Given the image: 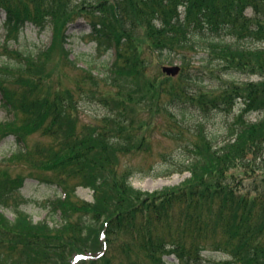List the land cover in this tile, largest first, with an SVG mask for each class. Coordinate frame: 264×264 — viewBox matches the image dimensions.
<instances>
[{
    "label": "trees",
    "instance_id": "16d2710c",
    "mask_svg": "<svg viewBox=\"0 0 264 264\" xmlns=\"http://www.w3.org/2000/svg\"><path fill=\"white\" fill-rule=\"evenodd\" d=\"M77 1L0 0L6 40L16 39L27 23L41 31L50 28L52 33L50 44L35 55L4 47L10 54L14 51L15 62L0 66L2 100L22 120L19 125L0 123V138L15 134L24 140L41 132L50 139L48 144L12 154L7 161L10 166L39 158L34 167L58 171L62 177L54 182L64 192L63 197L42 203L59 222L34 224L19 208L26 201L19 192L23 177L14 178L0 168V248L7 244L0 251V264H264V179L252 181L249 192L242 193L243 180L235 175L242 168L246 172L253 165L264 166L263 80L261 84L232 82L214 92L187 91L188 78L183 74L178 78L176 94L186 99L181 97L184 109L188 105L199 112L230 113L238 100L243 108L221 144L197 131V141L186 149L187 156L171 158L173 164L155 174L191 173L187 184L165 192L147 194L131 187L134 171L121 167L119 159L148 151L147 139L143 125L135 121L121 125L116 120L133 116L129 104L138 110L142 102L152 106L168 90L166 80L173 77L165 80L154 74L145 80V52L156 53L160 64L171 57L186 68L191 59L183 51L204 50L209 63L221 66L227 74L258 72L264 79V0H82L93 2L82 7ZM80 18L91 27L88 36L96 53L112 57L107 68L111 75L103 72L102 81L118 88V93L108 90L97 100L118 112L119 118L106 114L100 120L104 130L78 127L73 90L42 86L43 79L53 73L45 71L50 62L54 69L77 67L66 46L69 25ZM79 69L82 78L96 84L92 69ZM8 78L14 90L5 87ZM120 91L125 92L123 99ZM254 112L262 117L250 121ZM77 174L83 181L69 185L68 178ZM77 186L93 189V203L76 198ZM4 206L11 207L13 220L2 212ZM94 223L100 228L96 243L83 247L80 235L86 232L82 230L95 229ZM122 231L133 233L132 242L114 246L111 237ZM26 249L32 254L24 259ZM207 250L227 258L211 262L203 256ZM75 251L76 257L66 262ZM173 254L172 260L164 258Z\"/></svg>",
    "mask_w": 264,
    "mask_h": 264
},
{
    "label": "rangeland",
    "instance_id": "374dc122",
    "mask_svg": "<svg viewBox=\"0 0 264 264\" xmlns=\"http://www.w3.org/2000/svg\"><path fill=\"white\" fill-rule=\"evenodd\" d=\"M90 3L93 2L77 1L80 7L83 5L87 6ZM4 19V13L0 12V66L2 64H14L15 62V60L12 59L14 57H11L14 55V51H11L13 53L10 54V50H5L4 47L16 50L22 54L35 55L39 50L44 49L50 44L52 37L50 28L41 31L31 24H26L18 33L16 39L12 38L6 40L7 33L4 27ZM90 31V25L85 21V18H80L74 24L69 25L67 31L69 38L67 39L66 48L70 50V59L77 63V67L93 70V74L97 75L95 76L96 84H92L90 81L82 78L84 74L77 67H60L59 69H54V63L50 62V64L47 65L48 70L45 71L52 69L53 73L48 79H43L45 81L42 86L45 85V88L49 86L51 89L59 88L63 92L66 90H73L74 100H76L77 103L75 116L78 118V127L83 128L86 125H91L95 126V128H103L104 130L106 126L100 120L108 113L110 118H119L117 117L118 112L116 113V111L110 110L109 106L100 104L97 98H100V93L107 92L108 90L114 95L118 93V88L106 85L102 81L103 72H108V74H110L107 68L111 63L112 57L109 53H103L101 55L96 53V50L93 48V41H91L88 36ZM227 41L230 42L229 40ZM183 53L191 59L190 65L186 66V68L182 67L180 60L172 59L171 57L163 64H160V58H158L159 56L156 53L145 52L144 60L148 64V72L145 74L146 81L150 80L154 74H156V76L159 74L162 79L164 78L166 80L167 76L162 72L163 66L178 65L181 71L176 77H170L171 79L166 80L168 90L165 93L163 92L158 98L156 101L157 104L150 106L142 102L138 106L139 110L132 104H129V108L134 112L133 116L126 120L116 119L121 125H129L132 121L143 125L145 135L142 134L147 139L145 140V145L148 146V151L142 149L140 152L138 151L136 154L130 155V157H121L119 159L121 167L130 166L134 171V174H132L133 176L129 179L131 187L143 193L155 194L165 192L169 189L178 188L181 185L187 184L192 178L191 173L187 171L180 174L174 173L167 177H156L155 174L160 173L165 166L173 164L171 158L177 160L187 156L189 146L197 141V138L194 136L197 131L204 134V136L207 135L214 144H221L226 138L228 126L234 122L235 116L238 115L243 108L242 100H238L239 102L237 101V104L230 113L199 112L188 105L184 109L183 107L185 105L180 103L183 97L176 94V90L180 89L178 78L182 74L188 78L185 79L186 83H184L187 91L208 89L214 92H221V88L229 86L232 82L239 83L249 81L254 84H261L264 81L260 76L261 74L258 72H254L252 76H245L236 72L227 74L223 71L221 66L209 63V58L204 50L197 51L196 53L184 50ZM37 72L40 73V70L38 69ZM11 82L12 80L9 78L5 80V87L14 90L16 86ZM77 87L81 89L79 92H77ZM44 92H46L45 89H43V94ZM121 93L122 91H120V99H123V94H125V92H123V94ZM183 99L186 100L185 98ZM164 107L165 109H163ZM261 117L259 112H254L248 118L250 121H257ZM19 119L20 116L14 117L13 114L4 107V100H2L0 91V123L12 121L13 124L19 125L20 122L17 123ZM21 120L22 116L20 121ZM201 128H203L204 131H201ZM128 132L127 130V133ZM133 132L135 131L133 130ZM49 142L50 139L43 136L41 132L28 135L24 140H19L15 134L0 138V168L7 169L14 178L23 177L24 179L23 186L19 192L26 201L23 202L19 208L30 217L34 224L46 220L49 225L52 226L53 224L56 225L60 219L57 215L53 216L49 214L48 209L44 208L42 203L64 195L61 187L54 182L62 176L58 171H43L35 168L34 165L40 163L39 158H33L34 162H28L25 161L26 159H23L20 165L11 164L10 166L9 164L11 162L7 161L12 154L20 150L32 149L37 144H48ZM253 166L255 167L248 168L247 171H249V174H246L247 171L243 172V168L235 171V175L243 180L241 185V187H243L242 193L249 192L248 190L253 187L251 185L252 181H262L264 179V166L260 164L258 166ZM254 170L257 171L254 173L252 172ZM77 172L80 173L79 169H77ZM81 181L83 180H81L78 174L74 175L72 178H68L69 185L71 186L78 185ZM75 196L80 200L93 203L94 191L86 186H77L75 188ZM1 210L9 220H13L14 214L11 207L4 206ZM93 225H95V223ZM84 229H86V227L82 230L86 233L80 235L82 236L80 241L83 247L89 248L92 243H96L94 237H96V232L100 231V228L95 225V229L94 227L90 228V230L93 231L89 229L85 231ZM132 234L133 233L129 231H122L120 234L114 233L113 237H111L112 240L115 241L114 246H118L129 240L132 242ZM5 238L8 240L7 237ZM6 246L7 244L2 245L0 251L3 252ZM167 249L170 248L168 247ZM76 252L77 251L73 252L74 254L65 261L71 263L72 258L77 254ZM203 253L204 258L211 262L221 261L227 258L225 254L217 251L207 250ZM30 254H32V251L26 249L23 255L24 259L29 257ZM174 257L175 255L173 254L170 256L165 255L164 258L172 260Z\"/></svg>",
    "mask_w": 264,
    "mask_h": 264
},
{
    "label": "water",
    "instance_id": "95a60500",
    "mask_svg": "<svg viewBox=\"0 0 264 264\" xmlns=\"http://www.w3.org/2000/svg\"><path fill=\"white\" fill-rule=\"evenodd\" d=\"M163 71L167 73L168 75L175 76L179 72V67H164Z\"/></svg>",
    "mask_w": 264,
    "mask_h": 264
}]
</instances>
